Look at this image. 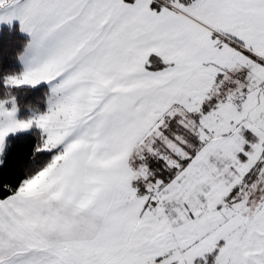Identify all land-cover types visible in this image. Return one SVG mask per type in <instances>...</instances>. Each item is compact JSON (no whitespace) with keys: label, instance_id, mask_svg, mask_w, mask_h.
Instances as JSON below:
<instances>
[{"label":"snow or ice","instance_id":"snow-or-ice-1","mask_svg":"<svg viewBox=\"0 0 264 264\" xmlns=\"http://www.w3.org/2000/svg\"><path fill=\"white\" fill-rule=\"evenodd\" d=\"M4 24L0 264H264V0H0Z\"/></svg>","mask_w":264,"mask_h":264},{"label":"trees","instance_id":"trees-1","mask_svg":"<svg viewBox=\"0 0 264 264\" xmlns=\"http://www.w3.org/2000/svg\"><path fill=\"white\" fill-rule=\"evenodd\" d=\"M18 28V24L16 25ZM0 36L3 39L4 54H3V67L5 68H18V63L12 58V53L14 49V43L16 41L24 39V34L19 33L17 30L9 29V26L4 24L0 25ZM42 96V91L40 86L32 90H21L20 100L24 102L26 100L39 102Z\"/></svg>","mask_w":264,"mask_h":264}]
</instances>
